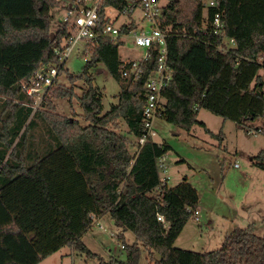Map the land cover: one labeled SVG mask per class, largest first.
Masks as SVG:
<instances>
[{
    "label": "trees",
    "instance_id": "16d2710c",
    "mask_svg": "<svg viewBox=\"0 0 264 264\" xmlns=\"http://www.w3.org/2000/svg\"><path fill=\"white\" fill-rule=\"evenodd\" d=\"M168 1L162 29L173 33L167 38L172 80L163 91V119L190 131L204 108L239 126L261 120L258 128L264 129V79L259 74L264 68V0H216L219 9L208 10L209 25L221 10L226 35L236 40L227 52L221 50L226 46L222 37L203 30L204 0ZM57 7L55 0H0V264H38L63 247L97 258L98 264H139L141 247L149 251L150 264H264V236L252 226L236 228L221 248L210 252L174 246L198 205L197 189L184 178L154 192L156 158L170 146L147 142L134 155L132 141L118 132L121 119L135 139L144 132L146 83L155 70V55L140 79L130 81L121 73V41L89 44L81 73L68 75L71 82L87 84L78 97L85 126L74 117L45 114L25 104L32 102L23 89L28 79L41 66L60 61L53 49L67 31L59 22L52 29ZM100 62L121 85L118 102L105 113L90 72ZM75 95L71 88L56 90L58 97ZM39 123L48 136L44 144L52 148L23 153L24 144H32L29 132ZM251 160L264 170V150ZM106 214L136 236L134 244H123L125 260H106L83 241L94 218Z\"/></svg>",
    "mask_w": 264,
    "mask_h": 264
},
{
    "label": "rangeland",
    "instance_id": "374dc122",
    "mask_svg": "<svg viewBox=\"0 0 264 264\" xmlns=\"http://www.w3.org/2000/svg\"><path fill=\"white\" fill-rule=\"evenodd\" d=\"M162 2L166 3V0ZM52 14L55 18L52 26L54 30L56 24L61 21L64 10L57 7ZM203 16L206 22L207 8H204ZM121 20L126 18L121 17ZM84 49L82 43L72 50L47 94L45 104L37 107L44 110L45 114L50 112L70 117L72 121L74 117L83 126L87 125L88 121L78 97L87 89V84L80 79L71 82L68 75L81 73L87 58L84 56ZM141 53L142 49L131 45L130 39H126L125 44L119 47L120 58L140 56ZM90 72L94 76V85L101 91L105 113L118 102L117 95L121 91V85L102 62L91 68ZM259 74L264 79V68ZM62 88H71L76 95L70 98L56 96V90ZM13 101L19 102L18 99ZM3 117L0 108V119ZM197 120L190 131L163 118L156 119L154 123L157 131L154 142L170 146L166 153V172L160 170V176L168 178L169 187H174L187 178L199 195L196 207L199 214L196 215L195 211L192 213L174 246L199 253L210 252L221 248L225 237L236 228L249 226L253 227L257 235L264 236V170L254 166L251 160L254 155L264 150V133L257 132V128L263 125L262 121H251L245 126H239L236 122L204 108L199 110ZM119 124L118 132L132 141L130 151L135 153L136 147L132 145L135 137L129 133L123 119ZM250 128L255 131H249ZM29 133L32 144L29 141L24 144L23 153L37 148L47 152L52 148L51 144H44L48 136L43 123H39ZM112 221L110 214L104 215L99 219V224L94 223L83 235V241L93 252L106 260L113 257L125 260L126 251L122 245L134 244L137 241L136 236L132 231H124ZM154 257L158 260L161 255L155 252ZM98 262L97 258H90L85 253L63 247L38 264ZM150 262L149 251L141 247L139 264Z\"/></svg>",
    "mask_w": 264,
    "mask_h": 264
},
{
    "label": "built area",
    "instance_id": "2783aa9c",
    "mask_svg": "<svg viewBox=\"0 0 264 264\" xmlns=\"http://www.w3.org/2000/svg\"><path fill=\"white\" fill-rule=\"evenodd\" d=\"M59 7L64 10L61 23L66 31V36L61 43L54 47V53L59 56L58 64L41 66L24 84L23 89L32 100L30 105L34 110L41 105L49 92L50 87L55 83L60 74V68L65 64L66 59L72 50L79 44L84 43L85 61L90 57L89 44L99 39H109L113 42L121 41L125 44L126 39L131 40V45L142 49L140 56L120 58V68L122 76L130 81L140 79L145 64L156 56L155 70L152 71L147 83V93L145 105L142 112V122L144 124L143 134L135 140V149L138 151L147 143L154 142L157 136L155 121L163 118L165 109V98L163 91L169 86L172 80V68L168 63V43L167 38L172 32H165L162 23L165 7L168 5L162 0H55ZM167 4V5H166ZM204 8L219 9L216 0H204ZM121 17L126 20H121ZM205 24V26H204ZM203 30L216 36H220L226 42V46L221 50L229 51L236 45L234 37L226 35L225 23L221 10H216L209 25L208 16L203 19ZM120 55V54H119ZM249 131L254 132L253 128ZM257 132L264 133L262 127ZM166 154L156 158V166L159 172V183L154 192L160 193L164 185L168 184L166 176H160V170L166 172ZM237 166V164L235 165ZM199 214V210H194ZM99 219L95 217L93 224H99ZM159 220H164L162 216ZM101 228L104 229L102 225ZM123 247V245H122Z\"/></svg>",
    "mask_w": 264,
    "mask_h": 264
},
{
    "label": "water",
    "instance_id": "95a60500",
    "mask_svg": "<svg viewBox=\"0 0 264 264\" xmlns=\"http://www.w3.org/2000/svg\"><path fill=\"white\" fill-rule=\"evenodd\" d=\"M52 39H54V33L51 34Z\"/></svg>",
    "mask_w": 264,
    "mask_h": 264
},
{
    "label": "crops",
    "instance_id": "0c3cea01",
    "mask_svg": "<svg viewBox=\"0 0 264 264\" xmlns=\"http://www.w3.org/2000/svg\"><path fill=\"white\" fill-rule=\"evenodd\" d=\"M113 222V221H112ZM114 223V222H113Z\"/></svg>",
    "mask_w": 264,
    "mask_h": 264
}]
</instances>
